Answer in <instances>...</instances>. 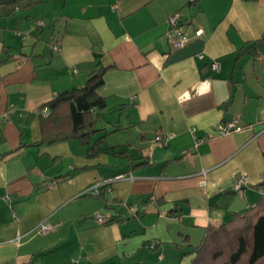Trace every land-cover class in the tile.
Returning <instances> with one entry per match:
<instances>
[{
  "label": "crops",
  "instance_id": "obj_1",
  "mask_svg": "<svg viewBox=\"0 0 264 264\" xmlns=\"http://www.w3.org/2000/svg\"><path fill=\"white\" fill-rule=\"evenodd\" d=\"M97 63L101 153L32 146L70 132L67 106L57 121L40 106L83 87ZM233 119L241 129L220 136ZM100 182L99 197L79 196ZM262 195L264 0L0 4V264H190L208 226ZM43 221L47 234L28 233Z\"/></svg>",
  "mask_w": 264,
  "mask_h": 264
},
{
  "label": "trees",
  "instance_id": "obj_2",
  "mask_svg": "<svg viewBox=\"0 0 264 264\" xmlns=\"http://www.w3.org/2000/svg\"><path fill=\"white\" fill-rule=\"evenodd\" d=\"M44 1L0 0V4L27 11ZM105 71L106 68L97 63V68L88 75L83 87L64 91L40 106V110L46 107L52 110L46 116L52 121H57L53 112L61 105L67 106L72 126L70 132L43 138L32 146L78 140L83 145L91 143V156L101 153L103 137L94 142L90 139L98 132L96 123L99 113L107 107L106 99L97 92L103 85ZM194 253L190 264H264V195L245 213L234 214L220 226H208Z\"/></svg>",
  "mask_w": 264,
  "mask_h": 264
},
{
  "label": "built area",
  "instance_id": "obj_3",
  "mask_svg": "<svg viewBox=\"0 0 264 264\" xmlns=\"http://www.w3.org/2000/svg\"><path fill=\"white\" fill-rule=\"evenodd\" d=\"M178 22H179V18L177 15L175 16H172L169 21H168V24H169V28L170 30L174 31V33L179 36L180 38V43L184 44L188 41V39L182 35V33L180 32L179 28H178ZM200 32V31H199ZM198 32V33H199ZM53 52H57L59 50V46L55 45L53 46L52 48ZM212 68L213 69H216L217 68V65L214 63L212 64ZM72 72L73 73H76V69H72ZM48 108H43L40 110V113L44 116H47L48 114ZM241 129V126L239 125V122L236 120V119H233V120H230V121H226V122H222L220 124H218L216 126V132L220 135V136H225V135H229L233 132H238L239 130ZM171 138V136H166L165 138H161L160 139V143L162 145H166L168 140ZM200 144V141H198L196 143V145ZM125 179L124 176L122 175H119V176H116L114 177L113 179H111L110 181L112 182L113 180H123ZM131 179V178H129ZM110 182V183H111ZM244 182H245V177L244 176H241L235 187H234V190L239 192L243 185H244ZM107 183L105 182H100V183H95L94 185H92L91 187H89L87 190H85L84 192H82L79 196H83V195H86V196H94V197H98L100 195V190L102 187L106 186ZM107 192L108 193H111V189H107ZM136 212V207L135 206H132L130 208V213L131 214H135ZM95 219L100 222V223H105V218L102 214H96L95 216ZM51 227L50 225L46 222V221H43L41 223H39L37 226H35L30 232L28 233H35V234H47L49 231H50ZM19 237V236H18ZM20 238V237H19ZM156 246V243H150L147 245V247L149 249H153L155 248Z\"/></svg>",
  "mask_w": 264,
  "mask_h": 264
}]
</instances>
